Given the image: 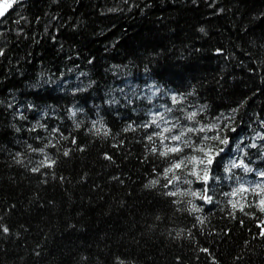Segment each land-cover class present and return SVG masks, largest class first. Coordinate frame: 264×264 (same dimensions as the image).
<instances>
[{"label": "trees", "instance_id": "trees-1", "mask_svg": "<svg viewBox=\"0 0 264 264\" xmlns=\"http://www.w3.org/2000/svg\"><path fill=\"white\" fill-rule=\"evenodd\" d=\"M262 200L264 0L0 15V264H264Z\"/></svg>", "mask_w": 264, "mask_h": 264}, {"label": "snow or ice", "instance_id": "snow-or-ice-1", "mask_svg": "<svg viewBox=\"0 0 264 264\" xmlns=\"http://www.w3.org/2000/svg\"><path fill=\"white\" fill-rule=\"evenodd\" d=\"M15 0H6V2H4L2 5H0V15H3V13L5 11H7L8 8H10L12 6V3H14ZM194 115V114H193ZM167 131V129H166ZM173 139H176V140H179L180 137L179 136H176V137H173ZM226 143V141H224ZM171 151H179L180 149L179 148H174V149H170ZM173 167H180L179 164H176L174 165ZM168 171H171V169H169ZM173 195L175 193H172ZM261 205L264 206V200L260 201ZM262 211H264V207L261 208Z\"/></svg>", "mask_w": 264, "mask_h": 264}]
</instances>
